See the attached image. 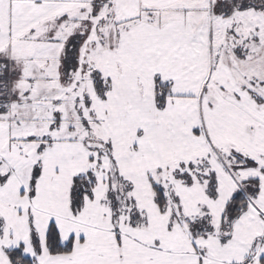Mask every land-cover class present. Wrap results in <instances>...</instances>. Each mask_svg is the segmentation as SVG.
<instances>
[{
    "label": "snow or ice",
    "instance_id": "snow-or-ice-1",
    "mask_svg": "<svg viewBox=\"0 0 264 264\" xmlns=\"http://www.w3.org/2000/svg\"><path fill=\"white\" fill-rule=\"evenodd\" d=\"M0 264H264V0H0Z\"/></svg>",
    "mask_w": 264,
    "mask_h": 264
}]
</instances>
